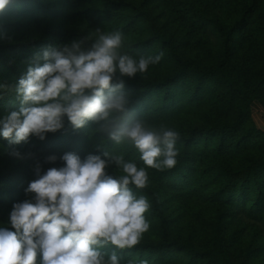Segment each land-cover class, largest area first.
<instances>
[{
  "label": "trees",
  "instance_id": "1",
  "mask_svg": "<svg viewBox=\"0 0 264 264\" xmlns=\"http://www.w3.org/2000/svg\"><path fill=\"white\" fill-rule=\"evenodd\" d=\"M264 0H0V264H264Z\"/></svg>",
  "mask_w": 264,
  "mask_h": 264
},
{
  "label": "rangeland",
  "instance_id": "2",
  "mask_svg": "<svg viewBox=\"0 0 264 264\" xmlns=\"http://www.w3.org/2000/svg\"><path fill=\"white\" fill-rule=\"evenodd\" d=\"M252 117L254 118V120L257 122L258 125L262 122L264 118V111L260 106H254Z\"/></svg>",
  "mask_w": 264,
  "mask_h": 264
}]
</instances>
